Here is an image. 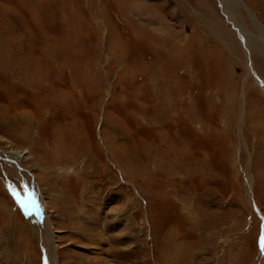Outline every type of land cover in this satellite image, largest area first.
I'll return each mask as SVG.
<instances>
[{"label":"rangeland","instance_id":"1","mask_svg":"<svg viewBox=\"0 0 264 264\" xmlns=\"http://www.w3.org/2000/svg\"><path fill=\"white\" fill-rule=\"evenodd\" d=\"M0 264H264V0H0Z\"/></svg>","mask_w":264,"mask_h":264},{"label":"bare ground","instance_id":"2","mask_svg":"<svg viewBox=\"0 0 264 264\" xmlns=\"http://www.w3.org/2000/svg\"><path fill=\"white\" fill-rule=\"evenodd\" d=\"M238 30H239V28H238Z\"/></svg>","mask_w":264,"mask_h":264}]
</instances>
